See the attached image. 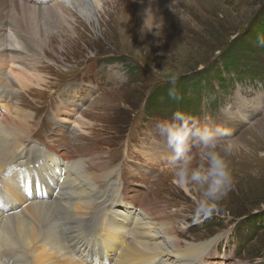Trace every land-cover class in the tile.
<instances>
[{"label": "rangeland", "instance_id": "374dc122", "mask_svg": "<svg viewBox=\"0 0 264 264\" xmlns=\"http://www.w3.org/2000/svg\"><path fill=\"white\" fill-rule=\"evenodd\" d=\"M91 1L87 14L61 6L57 20L45 12L32 26L0 9V109L29 113L34 135L55 149L97 155L99 170L117 171L115 189L170 222L182 244L215 239L208 264H264V49L242 42L264 31V0ZM176 110L230 133L215 151L232 186L210 212L197 211L206 185L177 182L174 146L156 127ZM204 152L190 135L189 172L207 169Z\"/></svg>", "mask_w": 264, "mask_h": 264}, {"label": "bare ground", "instance_id": "6f19581e", "mask_svg": "<svg viewBox=\"0 0 264 264\" xmlns=\"http://www.w3.org/2000/svg\"><path fill=\"white\" fill-rule=\"evenodd\" d=\"M56 3L0 0V9L5 5L11 13L15 9L32 26L31 21L42 20L45 12L57 20L56 10L60 11L61 6L68 5L85 14L93 7L91 0ZM139 7L144 11V6ZM16 26L28 34L24 24ZM3 91L0 101L5 97ZM4 107L0 109V264L212 261L208 248L215 239L182 244L170 222L155 219L148 207L128 200L125 188L115 189L119 182L117 171L104 170L105 167L99 170L103 163L97 155L77 156L43 143L33 133L34 119L29 113L12 116ZM37 139L40 144L35 146L33 141ZM102 202L106 209L98 225L97 207Z\"/></svg>", "mask_w": 264, "mask_h": 264}, {"label": "clouds", "instance_id": "9594fccd", "mask_svg": "<svg viewBox=\"0 0 264 264\" xmlns=\"http://www.w3.org/2000/svg\"><path fill=\"white\" fill-rule=\"evenodd\" d=\"M155 36H162L163 25L155 27ZM150 29L149 31H151ZM153 70H156L153 67ZM175 85V79L171 81ZM169 97L179 100L181 97L174 91L169 89ZM200 121L197 117L186 114L180 110L172 113V119H163L157 121L156 127L167 137L169 145L174 146L175 156L172 157L174 166L176 167L177 182L181 187H191L193 184L205 186L201 198L197 201L198 212H210L215 208V201L226 195L232 186V177L228 170V164L215 149L219 143L218 136L227 137L230 135L227 128L217 124L213 128L205 125L199 126ZM199 137L202 148L205 150L204 155L208 161L206 170L199 169L189 172V163L191 157L185 156L186 143L189 136ZM231 145L225 147L226 152L231 151ZM236 264H248L247 261H236Z\"/></svg>", "mask_w": 264, "mask_h": 264}, {"label": "trees", "instance_id": "16d2710c", "mask_svg": "<svg viewBox=\"0 0 264 264\" xmlns=\"http://www.w3.org/2000/svg\"><path fill=\"white\" fill-rule=\"evenodd\" d=\"M256 26L257 25L253 26L252 30L256 29ZM259 33H264V31H251V32L249 31L248 37L244 38V40L242 41V42H244L243 46H248L250 43L251 44L253 43L254 45H257L258 47H260L261 49H264V43H262V42H264V39H263V41L260 40L259 35H258ZM155 94L153 93V95H155ZM149 106L152 107L150 104H149Z\"/></svg>", "mask_w": 264, "mask_h": 264}]
</instances>
